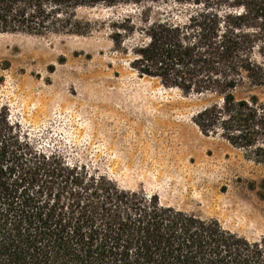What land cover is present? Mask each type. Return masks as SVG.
<instances>
[{
    "label": "trees",
    "instance_id": "1",
    "mask_svg": "<svg viewBox=\"0 0 264 264\" xmlns=\"http://www.w3.org/2000/svg\"><path fill=\"white\" fill-rule=\"evenodd\" d=\"M100 31L138 77L206 101L192 117L202 134L264 166V0H0V33ZM0 264H264V235L68 163L0 108Z\"/></svg>",
    "mask_w": 264,
    "mask_h": 264
},
{
    "label": "rangeland",
    "instance_id": "2",
    "mask_svg": "<svg viewBox=\"0 0 264 264\" xmlns=\"http://www.w3.org/2000/svg\"><path fill=\"white\" fill-rule=\"evenodd\" d=\"M257 94L264 100V89ZM204 105L138 77L105 31L0 33V108L38 147L256 240L264 235V166L199 131L192 117Z\"/></svg>",
    "mask_w": 264,
    "mask_h": 264
}]
</instances>
